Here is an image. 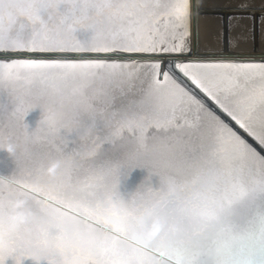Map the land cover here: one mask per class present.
Listing matches in <instances>:
<instances>
[{
  "label": "snow or ice",
  "instance_id": "6c2138e0",
  "mask_svg": "<svg viewBox=\"0 0 264 264\" xmlns=\"http://www.w3.org/2000/svg\"><path fill=\"white\" fill-rule=\"evenodd\" d=\"M182 7L0 0V54L155 52L157 24L182 21ZM6 67L16 71L0 74V118L18 91L31 103L10 117L16 145L14 167L0 172V264H264V154L159 64ZM172 67L264 145V63ZM135 72L141 86L129 98ZM137 170L145 178L126 190Z\"/></svg>",
  "mask_w": 264,
  "mask_h": 264
},
{
  "label": "bare ground",
  "instance_id": "6f19581e",
  "mask_svg": "<svg viewBox=\"0 0 264 264\" xmlns=\"http://www.w3.org/2000/svg\"><path fill=\"white\" fill-rule=\"evenodd\" d=\"M186 1V0H185ZM235 0H190V21H188V1L177 0L178 5H183L182 11L186 13V16L182 21H177L176 26L178 28H169V30L163 36L162 41L156 43L157 48L161 45L172 51L173 48L183 49L185 47L186 36L191 33V51L189 54L184 55L188 61H205V60H262L256 54L247 50L248 46L254 45V49L260 51L264 42V18H260V15H264V0H244L248 3H252L249 10L238 9L233 6ZM247 11V12H246ZM251 13L252 17L238 19L233 17L239 13ZM250 48V47H249ZM247 51V53H246ZM261 52V51H260ZM258 54V53H257ZM66 55L68 57H63ZM105 59L109 62L115 61L122 66H131L132 68H146L152 64H159L160 69H164V60L158 56L145 55L140 53H125V52H113V53H90V52H28L17 51L10 52L4 51L0 54V74L7 72H15V69H8L6 66L15 62H23L27 60H78V59ZM174 76H178L180 80L177 82L183 86L186 83L187 86L199 95V99L196 98L205 105L206 108H215V101L210 97L204 95L195 89L183 76L176 70ZM190 75V74H189ZM141 72H135L131 86L125 87L126 95L129 98L138 97V89L140 88ZM11 89L8 86H4L3 92L7 97L8 92ZM12 104L9 108L5 109L2 121L5 125V130L0 132V172L8 174L14 167L13 162L9 159L12 154V149L16 145V135L11 132L10 117L12 110L20 103L24 101L23 105L28 106L31 102L24 98L20 91H18L13 97H11ZM210 110V109H209ZM219 110V108H218ZM217 111V110H216ZM214 112V111H213ZM222 110H219L216 115L221 120L228 122V126L233 128L238 135L246 139L247 142L256 149L257 152L264 154V145L259 144L255 139L249 136L243 129H238L239 125L235 123L229 116L227 117ZM39 113H33L29 116V121L35 123ZM26 121H21L20 132L23 133V127ZM240 128V127H239ZM243 131V132H242ZM144 174L139 170L134 171L131 174V179L127 182L125 188L130 190L134 186L140 185L144 179ZM7 264H15V261L10 257ZM24 264H34L30 259H26Z\"/></svg>",
  "mask_w": 264,
  "mask_h": 264
},
{
  "label": "water",
  "instance_id": "95a60500",
  "mask_svg": "<svg viewBox=\"0 0 264 264\" xmlns=\"http://www.w3.org/2000/svg\"><path fill=\"white\" fill-rule=\"evenodd\" d=\"M186 1H188V8H189L188 21H190V0H186ZM186 1L184 0V2H186ZM233 3H234L233 6H236V8L241 9V10L242 9L252 8V7H250L252 3H248L247 1L245 2L244 0H235V1H233ZM239 14H241V13H239ZM237 15L238 14L233 15V17H236L238 19H244L242 17H238ZM250 17H252L251 13H250ZM250 17H245V18H250ZM259 17L262 19V18H264V15H260ZM176 24H177V21L175 20L174 17H164V18H162L159 21V23L157 24V28L159 29V33L157 34L156 43L159 42V41H162V39L164 38L163 36L169 30V28H171V26L173 28L177 29L178 26H176ZM185 44L186 45L182 49V51H163L162 49H165V48H164L163 45H161V47L157 48V50L155 52H152V51L140 52V54L158 56V57H161V58H165V60L163 62L164 63V69L163 70L167 71L169 75L175 74L174 71H176V69H174L172 67L173 64L179 65V64H183L185 62H197V63H204V64H215V63L262 64V63H264V61H262V60H253V59L252 60L251 59L250 60H237V61H230V60H225V59H221V60H205V61H188V60H186V57H184V55L189 54L190 51H191V33H188V35L186 36ZM129 54H133V53L129 52ZM62 56L63 57H68L66 55H62ZM172 76L177 81L180 80V78L178 76L177 77L174 76V75H172ZM184 87L188 88L194 95H196L199 99H201L199 97V95L192 89V87L187 86L186 83L184 84ZM208 109L212 110V107H209ZM224 114L227 116L226 113H224ZM224 122L226 124L228 123L226 121H224ZM238 129H241V128L238 127Z\"/></svg>",
  "mask_w": 264,
  "mask_h": 264
},
{
  "label": "rangeland",
  "instance_id": "374dc122",
  "mask_svg": "<svg viewBox=\"0 0 264 264\" xmlns=\"http://www.w3.org/2000/svg\"><path fill=\"white\" fill-rule=\"evenodd\" d=\"M245 10L248 11L249 9H245ZM247 11H246V12H247ZM246 12H243V13H241V14H238L237 16H238V17H242V18L250 17V13H249V12L246 13ZM261 17H262V16H261ZM262 46H263V47L260 48V51H261V52H260V51L257 52V50L254 49V45H252V44H251L250 46H248L247 50H248L249 52H252V50H253V52H252L253 54H256L258 57H261V56H262L261 59H264V42H263ZM249 47H250V48H249ZM246 53H247V51H246ZM257 53H258V54H257ZM214 106H215V108H216V107H217V108L214 109L213 111H214L215 113H217L220 109L218 110L219 107L217 106L216 102H215V105H214ZM216 110H217V111H216Z\"/></svg>",
  "mask_w": 264,
  "mask_h": 264
},
{
  "label": "clouds",
  "instance_id": "9594fccd",
  "mask_svg": "<svg viewBox=\"0 0 264 264\" xmlns=\"http://www.w3.org/2000/svg\"><path fill=\"white\" fill-rule=\"evenodd\" d=\"M20 103L23 104L24 101L21 100ZM22 206H23V201H20V202L18 203V207H22ZM19 218H20V219H25V217H24L23 215H21Z\"/></svg>",
  "mask_w": 264,
  "mask_h": 264
}]
</instances>
